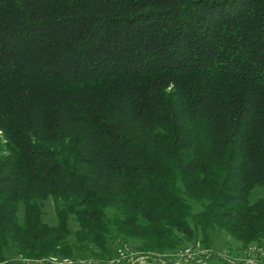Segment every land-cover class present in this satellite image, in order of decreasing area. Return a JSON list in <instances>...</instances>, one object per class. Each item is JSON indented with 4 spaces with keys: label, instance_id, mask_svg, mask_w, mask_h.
Returning a JSON list of instances; mask_svg holds the SVG:
<instances>
[{
    "label": "trees",
    "instance_id": "1",
    "mask_svg": "<svg viewBox=\"0 0 264 264\" xmlns=\"http://www.w3.org/2000/svg\"><path fill=\"white\" fill-rule=\"evenodd\" d=\"M258 190L264 0H0V264L264 246Z\"/></svg>",
    "mask_w": 264,
    "mask_h": 264
},
{
    "label": "rangeland",
    "instance_id": "2",
    "mask_svg": "<svg viewBox=\"0 0 264 264\" xmlns=\"http://www.w3.org/2000/svg\"><path fill=\"white\" fill-rule=\"evenodd\" d=\"M264 197V191L258 190L255 192L252 202H256L259 200V198ZM44 221L49 225H54L56 223V208H55V202L53 199H50L46 203V207L44 208ZM74 229H76L75 225ZM211 244L209 250L210 254L211 252H216L217 254L224 255L223 257L225 259H228L232 262H245L244 264H264V246H259L257 244L252 245L250 247H243L241 243L233 239L229 234L227 233H214L211 236ZM191 243H186L183 245L182 248L187 249L191 248ZM195 248V247H193ZM199 248V247H196ZM195 248V249H196ZM130 250V247H128ZM132 253L135 252L133 249ZM135 258V257H134ZM156 262L155 260L152 261L154 264ZM116 262H113L111 264H115ZM144 264L145 261H143ZM182 263V262H181ZM160 264V262L158 263ZM208 264H221L217 260H211Z\"/></svg>",
    "mask_w": 264,
    "mask_h": 264
},
{
    "label": "built area",
    "instance_id": "3",
    "mask_svg": "<svg viewBox=\"0 0 264 264\" xmlns=\"http://www.w3.org/2000/svg\"><path fill=\"white\" fill-rule=\"evenodd\" d=\"M209 250L207 249H203V248H187V249H181L179 251H177L174 255L170 256V264H194V263H200L201 260L203 259L204 256L208 255ZM118 258L117 260H113L111 263L113 262H119V261H124L127 259H130V261L132 262V264H144L143 261H145L146 264H153L152 261H156L154 262V264H158L160 262V264H168L167 261L165 260H159L158 259H152V261L145 256H135L134 253L130 252L129 250H120L118 252ZM135 257V258H134ZM182 262V263H181Z\"/></svg>",
    "mask_w": 264,
    "mask_h": 264
}]
</instances>
